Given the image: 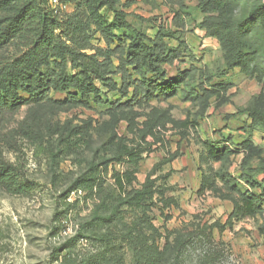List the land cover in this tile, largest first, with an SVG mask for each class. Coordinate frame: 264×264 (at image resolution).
Segmentation results:
<instances>
[{
	"label": "rangeland",
	"instance_id": "rangeland-1",
	"mask_svg": "<svg viewBox=\"0 0 264 264\" xmlns=\"http://www.w3.org/2000/svg\"><path fill=\"white\" fill-rule=\"evenodd\" d=\"M262 2L231 0L221 14L228 43L233 22L249 18ZM47 8L53 11L50 0ZM116 8L151 39L149 45L158 43L167 54L179 49L181 57L164 66L165 80L180 81L178 96L146 99L134 67L121 61L136 34L116 30L110 42L84 1L63 0L55 15L61 21L75 16L81 30L68 44L100 62L104 78L95 85L103 103L92 97L87 108L69 96L75 90L46 88L38 100L22 91L29 103L12 115L0 114V168L25 187L14 194L0 183V264H62L66 246L79 260L94 256L100 244L88 238L106 229L92 223L118 173L134 179L128 190L140 189L151 176L157 193L149 216L163 235L194 234L184 264H264V216L243 219L239 197L216 176L228 171L242 192L261 198L264 209V22H248L242 66L230 68L231 46L222 48L201 29L207 14L200 0H120ZM101 13L115 21L110 10ZM24 51L20 39L0 34V58L11 60ZM49 61L43 72L55 79L61 61ZM81 70L68 59V75ZM205 142L233 154L214 161ZM85 175L105 181L106 190L68 193ZM134 216L127 214V223ZM80 233L88 238L74 243ZM131 261L127 255V264Z\"/></svg>",
	"mask_w": 264,
	"mask_h": 264
},
{
	"label": "trees",
	"instance_id": "trees-1",
	"mask_svg": "<svg viewBox=\"0 0 264 264\" xmlns=\"http://www.w3.org/2000/svg\"><path fill=\"white\" fill-rule=\"evenodd\" d=\"M49 0H0V34L7 40L20 39L26 51L17 57L8 60L0 58V114L12 115L29 103V100L21 96L25 91L30 99L42 98L46 88L55 91L68 92L70 97L89 108L91 99L102 104L101 92L95 85V80L103 79L104 73L96 56L85 55L76 51L68 43H72V34L75 35L81 27L74 24V19L61 21L54 11L47 8ZM87 7L89 16L100 32L108 41H113L116 30L126 29L134 32L136 37L125 48L121 57L125 67H134L139 77L138 90L146 99L163 96L165 99L178 96L180 90L179 80H165L164 66L172 65L181 57L179 49L173 53L160 51L161 45L156 43L151 46V41L143 33L136 31L127 21L126 13L116 7L120 0H82ZM256 7L247 19L233 22L231 41L223 36L226 21L221 17L231 0H200L202 12L207 14L201 24V29L207 31L209 37H215L221 42V46L228 50V66L236 68L242 66L245 57L242 51V36L248 22L252 19H261L264 22V2ZM110 10L115 21L109 22L102 15L103 9ZM74 29V30H73ZM61 34L56 35L57 31ZM163 37V36H162ZM232 43V45H230ZM60 60L61 71L55 79L45 76L44 67L50 65V58ZM82 69L76 75H68V59ZM84 58V59H82ZM116 88V86H115ZM126 96V93L124 94ZM189 94L187 97L189 98ZM210 157L217 162L229 160L233 151L230 148H220L211 143H204ZM224 186L235 193L242 204L243 219H253L264 216L261 206V198L242 192L237 179L228 171L217 173ZM86 175L78 179L70 192L76 190H93L96 187L100 193L106 189V182L86 179ZM115 189L108 191L100 204L101 212L96 215L92 226L106 229L105 233L99 230L93 231L89 238L81 233L73 240L88 238L100 244L98 252L85 260L76 258L69 246L68 252L62 257V264H127V255H131V264H184V255L189 240L194 234L183 235L180 232L166 231L163 235L155 227L149 216L157 190L151 176H148L144 185L132 188L134 179L127 173H118L114 177ZM0 183L11 193L19 194L25 187L19 184L10 171L5 167L0 168ZM103 212V213H102ZM102 213V214H101ZM135 215L130 223L126 221V215ZM84 230L82 231V233ZM100 232V235L97 233ZM264 234V224L261 227ZM102 233V234H101ZM85 234V232H84ZM164 240V244H161ZM73 243V246H74Z\"/></svg>",
	"mask_w": 264,
	"mask_h": 264
},
{
	"label": "built area",
	"instance_id": "built-area-1",
	"mask_svg": "<svg viewBox=\"0 0 264 264\" xmlns=\"http://www.w3.org/2000/svg\"><path fill=\"white\" fill-rule=\"evenodd\" d=\"M66 1H70V0H66ZM62 2L63 0H50V4L53 7V11L55 13H58L59 10H57L59 7H62Z\"/></svg>",
	"mask_w": 264,
	"mask_h": 264
}]
</instances>
